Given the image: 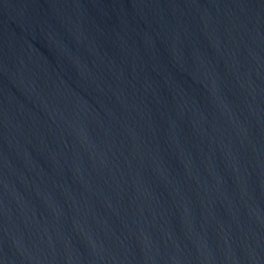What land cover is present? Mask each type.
<instances>
[{"label": "water", "instance_id": "95a60500", "mask_svg": "<svg viewBox=\"0 0 264 264\" xmlns=\"http://www.w3.org/2000/svg\"><path fill=\"white\" fill-rule=\"evenodd\" d=\"M0 264H264V0H0Z\"/></svg>", "mask_w": 264, "mask_h": 264}]
</instances>
